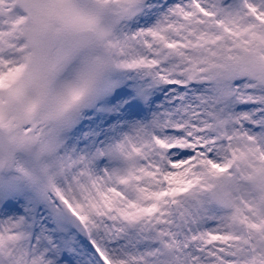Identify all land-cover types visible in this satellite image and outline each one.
Here are the masks:
<instances>
[{"label": "snow or ice", "instance_id": "1", "mask_svg": "<svg viewBox=\"0 0 264 264\" xmlns=\"http://www.w3.org/2000/svg\"><path fill=\"white\" fill-rule=\"evenodd\" d=\"M0 264H264V0H0Z\"/></svg>", "mask_w": 264, "mask_h": 264}]
</instances>
